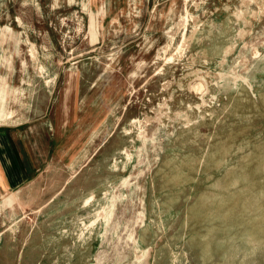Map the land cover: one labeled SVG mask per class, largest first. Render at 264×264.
Returning <instances> with one entry per match:
<instances>
[{"label":"rangeland","instance_id":"1","mask_svg":"<svg viewBox=\"0 0 264 264\" xmlns=\"http://www.w3.org/2000/svg\"><path fill=\"white\" fill-rule=\"evenodd\" d=\"M0 130V264H264V0H0Z\"/></svg>","mask_w":264,"mask_h":264},{"label":"crops","instance_id":"2","mask_svg":"<svg viewBox=\"0 0 264 264\" xmlns=\"http://www.w3.org/2000/svg\"><path fill=\"white\" fill-rule=\"evenodd\" d=\"M22 145L10 132L0 130V216L4 209L16 203L14 194L25 185H30L41 169L36 166L39 159L33 160ZM39 157L42 158V155L39 154ZM9 200L11 203L8 204Z\"/></svg>","mask_w":264,"mask_h":264},{"label":"bare ground","instance_id":"3","mask_svg":"<svg viewBox=\"0 0 264 264\" xmlns=\"http://www.w3.org/2000/svg\"><path fill=\"white\" fill-rule=\"evenodd\" d=\"M188 1V0H187ZM196 6H198V3H196ZM93 17V16H92ZM186 19L187 18H183L182 19V21H186ZM197 17H193V21L197 24ZM183 43V42H182ZM184 45H185V43H183ZM167 48H168V46H166ZM166 48V49H167ZM184 49V48H183ZM230 51H232V48L230 47ZM225 62V61H224ZM199 78V77H198ZM236 81H237V85H239V83L240 82H238V81H245L246 80V78H244V77H242V79H241V77L240 76H236V79H235ZM55 83V82H54ZM206 83V82H205ZM207 84V83H206ZM199 88H201V86H199ZM8 90H10L9 88H8ZM4 93H5V91H4ZM159 113V112H158ZM11 116V114L10 113H6V115H5V118H7V117H10Z\"/></svg>","mask_w":264,"mask_h":264}]
</instances>
